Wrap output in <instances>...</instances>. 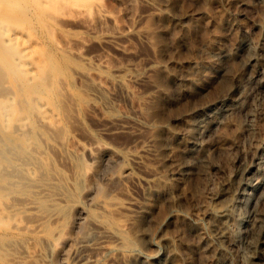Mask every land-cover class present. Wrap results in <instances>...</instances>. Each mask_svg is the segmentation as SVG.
I'll use <instances>...</instances> for the list:
<instances>
[{
	"label": "rangeland",
	"instance_id": "rangeland-1",
	"mask_svg": "<svg viewBox=\"0 0 264 264\" xmlns=\"http://www.w3.org/2000/svg\"><path fill=\"white\" fill-rule=\"evenodd\" d=\"M10 1L15 3V6L7 10L5 0H0V25L3 23L21 28L35 36L31 58L40 63L44 62L45 68L51 71L54 79L47 86L50 88L49 96L60 103L63 110L61 121L55 128L48 129L38 123L36 112L34 121L28 124L35 141L30 148L31 155L41 166L39 174H47L58 180V183L61 182L60 184L64 183L66 177H69V180L77 179L74 180L75 184L66 183L70 193H73L72 196L83 201L91 215H97L102 211V206H108L110 209L106 214L112 219V225L120 226V229L127 216L123 211L117 210L115 204L122 202L129 192L142 199L139 189L128 174L130 163L127 160H119L108 166L103 165L98 178L102 189L94 200L84 201L82 184L85 185L84 176L88 168L84 167L91 160L84 152L70 153L68 157L66 146L75 145V141L84 145L104 142L129 146L132 145L133 136L128 132L99 134L95 117L87 114L72 97L71 87L80 85L75 69L89 66L75 50L82 51L84 55L103 56L107 62V71L114 70L118 65L131 63V71L143 73L145 63L149 59L156 63L162 62L177 77L182 71L189 70L191 76L196 78L194 87L183 94L174 91L171 100L163 104L159 112L162 118H166L176 127L180 126L175 117L179 112L216 99L234 84L231 73L240 68L238 57H224L217 61L216 65L205 69L201 64L212 62L211 50L228 46L231 48L241 37L246 36L252 41V50L264 64V22L261 21L264 18V0L251 3H248V0H243L245 3H237L234 0ZM108 34L119 38L122 49L101 41ZM160 38L165 40L164 47L154 48L152 43ZM0 49L5 51L6 61H11L2 38ZM222 65L228 67V74L220 79L217 69ZM105 68L103 66L101 71ZM5 72L10 70L6 65L0 64V80L4 79ZM12 73L17 79L23 75L15 64ZM124 86L138 94L139 100L132 103L119 94L115 100V112L136 111L141 117H150L153 109H150L149 103L157 91L152 83L148 80L126 78ZM28 88L29 86L25 87ZM29 96L35 100L42 97L41 91L35 87H32ZM28 97L24 99L25 102H28ZM35 110L37 111V108ZM247 112H253V116L248 117ZM238 116L243 125L241 130H237L229 118L225 117L204 137L208 144L207 155L196 163L194 171L184 178H171L167 194L177 201V210L174 212L176 214L166 218L171 209L168 196L158 195L149 203L148 228L156 231L158 221L165 218L164 231L177 245V251L170 264H198L200 261L202 264H220L210 257L205 260L196 255L186 260L185 250L194 238L186 233L183 234L184 242L180 240L181 229L187 224L206 223L202 206L197 202L211 201L216 189H228L230 193L227 201L233 216L228 219V223L230 229L238 235L237 247H226L221 257L230 264H241V253L245 244L241 218L249 215V208L239 193V186L243 181H253L264 167V89L253 93L245 102L244 109L238 112ZM73 135L75 140H72ZM49 139L60 142V146H52ZM179 139L176 146L172 147L173 150L170 148V157L178 158L184 141L182 137ZM224 149L227 151L223 153ZM163 162L168 165L171 163L169 159ZM246 167L252 169L248 174L242 173ZM24 181L26 184L29 178ZM10 191L9 196L0 201V205L17 201L28 193V189L21 185L11 188ZM0 192H5V188ZM32 197L38 201L40 212L48 214L51 209L50 202L38 194H33ZM58 210L63 212L64 207L59 206ZM180 213L185 214V218H182ZM34 217L35 215L29 212L15 214L0 211V264H21L14 263V255L26 250L51 256L54 264H79L72 257V238H92L95 235L94 230L86 225L73 235L69 225L62 226L45 218L39 231L32 232L29 228H24L23 223ZM57 226H62L61 230ZM154 239H160V231L155 232ZM63 242L64 252L56 256ZM163 250L162 243L156 246L146 242L143 245V251L149 254ZM110 256L117 258L121 257L122 253L113 251L101 254L98 264L106 263ZM38 258L39 256L24 263L38 264Z\"/></svg>",
	"mask_w": 264,
	"mask_h": 264
},
{
	"label": "bare ground",
	"instance_id": "bare-ground-1",
	"mask_svg": "<svg viewBox=\"0 0 264 264\" xmlns=\"http://www.w3.org/2000/svg\"><path fill=\"white\" fill-rule=\"evenodd\" d=\"M234 1L244 2L243 0ZM253 1L260 2V0H248L247 2ZM5 5L9 10L15 6V3L5 0ZM261 21L264 22V18ZM0 27V38L7 47L11 60L6 61V53L0 49V64L6 65L10 70V72H5L4 79L0 80V184H2L0 191L5 188V192H0V201L9 196L10 189L13 187L21 185L28 189V193L17 201L0 205V211L34 214L33 219H28L23 223V227L29 228L32 232L39 231L45 218L62 226L69 225L73 235L88 225L94 230V237L88 239L73 236L72 238L74 240L72 257L79 264H98V257L101 254L113 251L121 252L122 256L117 258L110 256L109 261L104 264H170L177 251V245L175 240L164 231L165 218L158 221L156 231L148 228L149 203L158 195L168 196L171 178H184L194 171L196 163L207 155L208 144L204 137L210 134L215 125L225 117L229 118L237 130L243 128L238 112L244 109L245 102L255 91L264 89V64L259 55L252 50V41L243 36L231 48L228 46V48L211 50L212 62H203L202 67L209 68L224 57L235 55L240 60V70L237 69L231 73L234 79L233 86L216 99L179 112L175 116L180 123L179 127L171 124L166 118H162L159 112L163 104L171 100L174 91L183 94L194 87L196 78L191 76L189 70L182 71L177 77L162 62L156 63L149 59L145 63L143 73L131 71V63L121 64L114 70L107 71V62L103 56L84 55L82 51L75 50V53L89 66L75 69L80 85L71 87L72 97L87 114L95 117L99 134L112 135L118 132H128L133 136L132 145L129 146L104 142L84 145L79 141H75V145H69L70 147L66 146L68 157L70 153L84 152L91 160L84 167H88L86 172L84 171L85 176L83 172L84 201L94 200L102 189L98 178L103 165L108 166L119 160H127L130 163L128 174L139 189L142 199H138L133 195L134 193L129 192L122 202L115 204V208L123 211L127 216L120 229V226L112 225V219L106 214L110 209L108 206H102L100 213L91 215L83 201L72 196L73 193H70L71 190L68 189L66 183L75 184V179L69 180V177L68 179L66 177L64 183L60 184L61 182L58 183V180L47 174H39L41 166L31 155L30 148L35 141L28 124L34 121L36 112L38 123L48 129L55 128L61 121L63 110L61 104L49 96L50 88L47 86L54 79L51 71L45 68L44 62L40 63L31 58L35 36L24 29L7 24L2 23ZM101 41L118 49H122L123 46L114 34L105 35ZM152 44L154 48L160 49L164 47L165 40L160 38ZM14 64L22 71L21 78L14 77L12 73ZM103 66L107 69L101 71ZM217 73L218 78L221 79L228 74V67L222 65L217 69ZM126 78L148 80L157 89L149 103L150 109L154 111H151L150 117H141L135 113L136 111L115 112V100L119 94L128 98L132 103H137L139 100L138 94L124 86ZM26 86L29 88L25 89ZM32 87L40 90L43 98L39 97L35 100L31 96L28 97ZM27 97L28 102H25L24 99ZM247 116L252 117L253 112H247ZM179 137L184 139L182 144L180 143L179 156L178 158L170 157L169 150L176 146ZM72 140H75L74 135ZM50 143L52 146H60V142L56 140H50ZM62 151L64 152L63 149ZM226 151V149L222 150L223 153ZM165 159H169L171 163L169 165L164 163ZM13 167H15L14 170ZM251 170L246 167L242 173L248 174ZM27 177L29 181L24 184ZM227 190L216 189L211 201L197 202L202 206L203 214L206 216L205 224H187L181 229V241L184 238L183 234L186 233L194 238L185 250L186 260L196 255L205 260L210 257L220 264H230L221 256L226 251V247H237L238 235L230 229L228 223L233 213L227 201L230 197ZM239 193L249 208V215L241 218L245 239L241 264H264V167L253 181L240 183ZM33 194L41 195L50 202L51 209L48 214L40 212V205L32 197ZM168 201H170L171 209L166 218L172 217L177 210V201L170 196H168ZM59 206L64 207L63 212L58 210ZM180 216L185 218V214L180 213ZM235 222L236 219L234 224ZM62 226H57V228L61 230ZM157 231H160L158 240L154 239ZM146 242L156 246L162 243L164 250L146 253L143 251V245ZM59 247L56 256L64 252V242ZM37 256H39L38 264H54L51 256L27 250L14 255L13 259L14 263L22 264L29 260L32 261Z\"/></svg>",
	"mask_w": 264,
	"mask_h": 264
}]
</instances>
